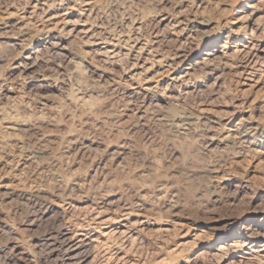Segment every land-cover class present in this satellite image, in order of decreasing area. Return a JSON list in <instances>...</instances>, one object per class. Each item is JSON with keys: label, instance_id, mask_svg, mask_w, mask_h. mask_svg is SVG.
<instances>
[{"label": "rangeland", "instance_id": "rangeland-1", "mask_svg": "<svg viewBox=\"0 0 264 264\" xmlns=\"http://www.w3.org/2000/svg\"><path fill=\"white\" fill-rule=\"evenodd\" d=\"M262 51L264 0H0V264H264Z\"/></svg>", "mask_w": 264, "mask_h": 264}, {"label": "bare ground", "instance_id": "bare-ground-1", "mask_svg": "<svg viewBox=\"0 0 264 264\" xmlns=\"http://www.w3.org/2000/svg\"><path fill=\"white\" fill-rule=\"evenodd\" d=\"M88 4V3H87ZM243 17V16H242ZM246 17V16H245ZM240 19V18H239ZM50 24V23H49ZM58 24V23H57ZM57 24H54L55 26ZM53 26V25H52ZM54 27V26H53ZM56 29V28H54ZM41 31V30H40ZM10 43V42H9ZM25 43V42H24ZM12 45V44H11ZM245 46V45H244ZM247 47V46H246ZM250 47V46H249ZM251 50V47H250ZM248 50V51H250ZM112 52V51H111ZM263 53L258 55V57H264V51H262ZM250 53V52H249ZM208 55L211 54V52L207 53ZM257 58V57H256ZM258 62V61H257ZM256 63V61H255ZM187 75V74H186ZM176 78V77H175ZM13 82V81H12ZM11 83V82H10ZM6 84V83H5ZM8 84V83H7ZM1 85H3L1 83ZM12 85V84H11ZM156 85V84H155ZM1 87V86H0ZM8 87V86H7ZM133 88V87H132ZM147 89H151L150 87H147ZM2 89L0 88V91ZM4 91V90H3ZM150 91V90H149ZM18 93V92H17ZM15 96V95H14ZM9 98V97H8ZM12 98V97H11ZM183 117V119H188V116H181V118ZM1 118V117H0ZM2 119V118H1ZM5 120V119H4ZM6 121V120H5ZM10 121V120H9ZM2 124V121L0 122V126ZM21 124H18L16 121L12 122H6L4 126L7 129H17L19 128L18 126H20ZM3 129V128H2ZM246 135V134H245ZM23 188V187H22ZM24 189V188H23ZM133 212V211H132ZM96 218L99 220L97 223L98 224H103V226L105 228H108V223L106 222L104 219L101 218L100 216V212L97 213ZM106 222V223H105ZM89 226V225H88ZM80 228H72L66 226L63 227L64 229H62L58 235V238H53L51 237L52 241L49 243H53L52 245H56L55 247L57 248L56 250H58V248H61L63 250V252L66 253V259L68 261L67 264H84L88 258L90 257V252H89V248L91 247V245L93 244V242L95 241V239L93 238V234H90L88 231H86V229H82L81 226H79ZM100 229V228H99ZM113 229H111L110 231H106L104 232V235L108 236L110 235ZM246 235H253L256 234V231L254 228H247V231L245 232ZM57 237V236H56ZM49 240V239H48ZM97 241V240H96ZM238 242H240L239 240H237L236 242H234L235 244H238ZM50 245V244H49ZM242 245V244H241ZM244 245H246V249L251 250V247L254 244H251V241L249 240V242H245ZM221 248L224 247L223 245L220 246ZM259 247H261V251H264V243L259 244ZM225 248V247H224ZM92 249V248H91ZM90 249V250H91ZM60 250V249H59ZM24 251V250H23ZM257 252V251H256ZM21 253V251H20ZM24 253V252H23ZM92 253V252H91Z\"/></svg>", "mask_w": 264, "mask_h": 264}]
</instances>
